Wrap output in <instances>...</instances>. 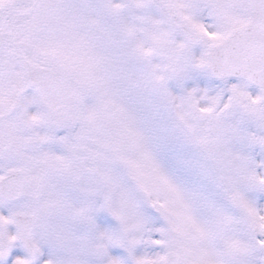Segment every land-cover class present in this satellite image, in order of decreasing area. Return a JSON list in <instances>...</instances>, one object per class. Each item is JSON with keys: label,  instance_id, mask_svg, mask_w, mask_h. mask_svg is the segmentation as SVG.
Segmentation results:
<instances>
[{"label": "snow or ice", "instance_id": "snow-or-ice-1", "mask_svg": "<svg viewBox=\"0 0 264 264\" xmlns=\"http://www.w3.org/2000/svg\"><path fill=\"white\" fill-rule=\"evenodd\" d=\"M0 264H264V0H0Z\"/></svg>", "mask_w": 264, "mask_h": 264}]
</instances>
